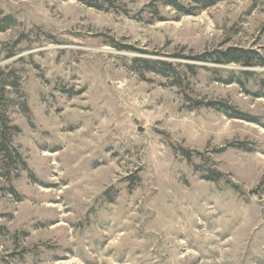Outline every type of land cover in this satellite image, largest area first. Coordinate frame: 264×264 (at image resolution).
Masks as SVG:
<instances>
[{
    "label": "rangeland",
    "instance_id": "rangeland-1",
    "mask_svg": "<svg viewBox=\"0 0 264 264\" xmlns=\"http://www.w3.org/2000/svg\"><path fill=\"white\" fill-rule=\"evenodd\" d=\"M231 47L264 0H0V264H264V66L190 59Z\"/></svg>",
    "mask_w": 264,
    "mask_h": 264
},
{
    "label": "trees",
    "instance_id": "trees-1",
    "mask_svg": "<svg viewBox=\"0 0 264 264\" xmlns=\"http://www.w3.org/2000/svg\"><path fill=\"white\" fill-rule=\"evenodd\" d=\"M169 6L178 11L181 15H196L197 12L206 10L218 4L219 2L225 0H165ZM187 2L186 3H183ZM116 47L120 50L132 49L127 46ZM190 59L199 62H213L215 64L225 65V64H240L241 66L251 69L257 66H264V58L259 55L254 50H246L242 48L231 47L226 50H216L213 53H204L200 56L191 57ZM133 63L138 65V71L140 73H153L156 75H161L172 80V85L183 84L181 80V74L178 72L177 66L173 62L161 60V59H151V58H135ZM243 76L251 75L252 72L246 70L242 71ZM233 80L227 82V84L233 83ZM243 84L242 82H239ZM264 83V82H263ZM264 97V94H263ZM218 109L224 111L225 113L232 115L234 118L251 121L250 116L236 112L231 113L233 108L223 104H215ZM8 126L5 124L2 126V133L0 137V151L8 157L13 154L11 150V134L7 131ZM220 174L212 172L210 176L207 177L209 180H217ZM237 187V186H235Z\"/></svg>",
    "mask_w": 264,
    "mask_h": 264
},
{
    "label": "water",
    "instance_id": "water-1",
    "mask_svg": "<svg viewBox=\"0 0 264 264\" xmlns=\"http://www.w3.org/2000/svg\"><path fill=\"white\" fill-rule=\"evenodd\" d=\"M140 131H141V129H140ZM255 193H257V191H250V192H249L250 195H253V194H255ZM258 197H260V196L258 195Z\"/></svg>",
    "mask_w": 264,
    "mask_h": 264
}]
</instances>
